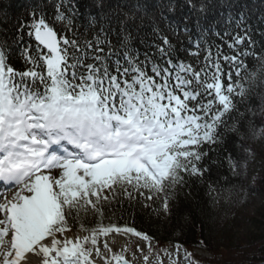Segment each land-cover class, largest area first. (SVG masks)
<instances>
[{
    "label": "snow or ice",
    "instance_id": "1",
    "mask_svg": "<svg viewBox=\"0 0 264 264\" xmlns=\"http://www.w3.org/2000/svg\"><path fill=\"white\" fill-rule=\"evenodd\" d=\"M183 5L190 15L173 21L177 0H90L83 12L80 0H35L14 32L4 30L0 264H29V253L42 255V264H131L127 245L113 251V234L147 242V255L137 245L144 264L153 255L154 264H162L147 233L115 222L116 207L125 201L131 207L140 197L143 207L159 200L153 211L169 214L178 190L209 170L204 161L214 146L229 134L242 141L246 132L253 139L264 132L254 127L251 106L258 96L264 116V44L253 39L250 9L235 12L236 0ZM221 8L227 11L211 16ZM259 19L264 23V13ZM221 20L230 30L214 34L231 36L234 54H223L220 46L214 54L207 43ZM136 40L147 50L141 52ZM182 52L196 63L182 59ZM17 57L20 68L13 64ZM243 151L240 159L226 157L234 177L245 175L255 155ZM89 213L95 217L90 227L82 219ZM73 224L86 234L68 237ZM175 248V258L162 250L170 264L179 258L181 246ZM184 253L187 264H199Z\"/></svg>",
    "mask_w": 264,
    "mask_h": 264
},
{
    "label": "trees",
    "instance_id": "2",
    "mask_svg": "<svg viewBox=\"0 0 264 264\" xmlns=\"http://www.w3.org/2000/svg\"><path fill=\"white\" fill-rule=\"evenodd\" d=\"M44 2L46 3L47 0H44ZM89 2L90 0H80L81 12L85 11ZM118 2H122V0H111L113 5ZM177 2L181 4V7L175 15L169 17L173 21H181L183 16L190 15V10L183 5V0H177ZM215 2L219 4V0H215ZM33 3H35V0H0V36L5 34L4 30H7L9 34L14 32L17 18L23 16L27 19L28 9ZM242 8L250 9L247 23L252 25L253 39L264 44V37L256 32L257 28L264 31V23H261L259 19L261 14L264 13V0H236L234 11L238 12ZM46 10L49 13L52 12L51 8ZM219 11L227 10L222 8L214 10L211 16L218 18ZM5 20L6 22H4ZM80 22L84 23V20L81 19ZM160 26L164 28L163 23ZM226 30L230 29H226L224 21L221 20L219 23H214L213 31L208 33L206 40L212 46L214 54L216 46H220L222 53L225 55L234 54L228 48L231 36L221 39L214 34L220 32L223 36ZM81 31H83V28H81ZM193 33H197L194 27ZM89 38H91V34H89ZM25 39L27 40V37ZM112 39L115 43L114 36ZM133 43L135 46L140 47L141 52L147 50L145 46L139 44L138 40L133 41ZM185 47H188V45H185ZM256 51H260V48L257 47ZM180 55L182 59L193 64L196 63L195 57H190L184 52ZM203 55L204 53L201 52L200 59H203ZM140 58L143 59V55ZM247 63L249 67L253 65L250 58ZM13 64L15 67L20 68L22 61L17 57L14 59ZM254 91H261V89L257 88ZM251 106L257 113L254 118V127L264 126V116L259 111L258 96L251 101ZM254 140L247 132L245 133V139L242 141H237L233 134H229L222 145L214 146L216 151H209V157L211 160H215L216 163H211V160L204 161L209 170L202 179L193 178L188 180V183L178 190L175 200L169 202L171 209L169 214L165 215L163 212L153 211V209L159 208V200L145 201L151 207H143L141 198L137 197L131 207H129L127 201L123 203L122 207L117 206L113 219L119 225L126 224L136 228L137 231L147 233L155 241L154 250L159 254L163 253V249L180 245L187 249H201L212 254V258L206 260L192 255L199 264H264V158L253 185H244L243 177H234L226 161L229 154L236 159L244 157L243 148L252 150ZM205 149H207V145H205ZM210 186L215 191L210 192ZM243 187L245 188V195L250 193L259 194L262 201L254 213L248 217L255 230L235 236L234 232L236 230L233 229L234 222L231 218V208L235 206V202L241 197ZM227 190H231L232 195L226 199ZM217 192L220 193V196L216 201H213L212 197L216 196ZM82 219L83 223L89 227L95 223V217L91 213ZM107 222L106 219L105 223ZM71 231H79L78 225L73 224Z\"/></svg>",
    "mask_w": 264,
    "mask_h": 264
},
{
    "label": "rangeland",
    "instance_id": "3",
    "mask_svg": "<svg viewBox=\"0 0 264 264\" xmlns=\"http://www.w3.org/2000/svg\"><path fill=\"white\" fill-rule=\"evenodd\" d=\"M264 122V118H263ZM263 126V125H262ZM254 152V156L251 158H248L247 160V168L245 171V175L243 176V182L244 185H253V181L256 178V176L259 174V167L262 163V159L264 158V132L260 133L258 138H255V140L252 143ZM54 175L56 173H53ZM244 187L241 191V197L238 198V201L235 202V206L231 208V218L233 219L234 226L233 229L236 230L235 236H240L242 234L247 233L250 230H255V227L250 224V221L248 220V217L254 213L258 205L262 201V197L259 194L250 193L249 195H245L244 193ZM8 192L7 195L9 198H11L13 192ZM243 197V198H242ZM246 197V198H245ZM237 207V208H236ZM76 234L81 233V231H71ZM70 233V232H69ZM126 239V245L128 247V251L126 252V255L132 259H137L139 263L144 264L142 254L140 251L137 250V245H139L140 249L143 250V255L148 254L147 250V242L135 237V236H129L125 237ZM152 247H155V242L151 240ZM170 253L173 254L172 258H175L176 248L175 246L168 249ZM184 250L187 252L192 253L194 256H198L201 259H209L212 258V254L208 251H203L201 249H184L181 248V251L179 253V258L177 260V264H187V261L184 259ZM115 252V251H114ZM133 253L135 254V257H133ZM163 254V253H162ZM193 258V257H192ZM160 259L162 260V264H170V258L168 256L162 255L160 256ZM156 260V256H150L148 264H154Z\"/></svg>",
    "mask_w": 264,
    "mask_h": 264
},
{
    "label": "bare ground",
    "instance_id": "4",
    "mask_svg": "<svg viewBox=\"0 0 264 264\" xmlns=\"http://www.w3.org/2000/svg\"><path fill=\"white\" fill-rule=\"evenodd\" d=\"M57 172H58V170H57ZM57 172H54V173L57 174ZM85 234L86 233H84V232H81L79 234H76L74 232L66 233V235L68 237L72 238V239H75V237L77 235L83 236ZM113 237L115 239V243L114 244L112 243ZM113 237H109V242H110L111 246L113 247V251H120L121 249H123L126 246V239H125V237H123V236H115V234H113ZM125 258L126 259H129L130 262H131V264H140L139 261H137V259H134V258L132 259V257L129 258L126 255V253H125ZM26 260L29 262V264H42L43 256L42 255L37 256V255H34V254L29 253V254H27Z\"/></svg>",
    "mask_w": 264,
    "mask_h": 264
}]
</instances>
